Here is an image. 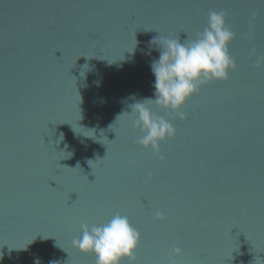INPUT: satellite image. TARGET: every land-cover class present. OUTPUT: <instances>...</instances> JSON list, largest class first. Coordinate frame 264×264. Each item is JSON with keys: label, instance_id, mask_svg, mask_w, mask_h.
Wrapping results in <instances>:
<instances>
[{"label": "water", "instance_id": "95a60500", "mask_svg": "<svg viewBox=\"0 0 264 264\" xmlns=\"http://www.w3.org/2000/svg\"><path fill=\"white\" fill-rule=\"evenodd\" d=\"M210 11L235 70L185 120L149 103L176 129L160 159L118 115L153 98L161 40ZM115 214L136 264H264V0H0V264H96L72 241Z\"/></svg>", "mask_w": 264, "mask_h": 264}, {"label": "clouds", "instance_id": "9594fccd", "mask_svg": "<svg viewBox=\"0 0 264 264\" xmlns=\"http://www.w3.org/2000/svg\"><path fill=\"white\" fill-rule=\"evenodd\" d=\"M234 33L226 25L225 14L208 13L207 26L193 40L162 39L158 44L159 56L150 63L154 76L153 98H145L130 105L127 114L131 126L140 133L136 141L145 150H151L160 159V144L175 136L176 129L168 119L156 115L149 103L171 113L180 120L186 115L180 111L183 105L204 84L225 81L236 64L228 51ZM117 117V118H118ZM111 126V125H110ZM156 213L154 220H162ZM140 233L131 225L127 216L115 214L101 225H81V235L72 241L73 247L82 254L95 256L96 264H136L135 251ZM181 250L174 248L179 255ZM170 264H175L171 261Z\"/></svg>", "mask_w": 264, "mask_h": 264}, {"label": "snow or ice", "instance_id": "6c2138e0", "mask_svg": "<svg viewBox=\"0 0 264 264\" xmlns=\"http://www.w3.org/2000/svg\"><path fill=\"white\" fill-rule=\"evenodd\" d=\"M223 12V11H222ZM224 13V12H223ZM225 14V16H226V13H224Z\"/></svg>", "mask_w": 264, "mask_h": 264}]
</instances>
